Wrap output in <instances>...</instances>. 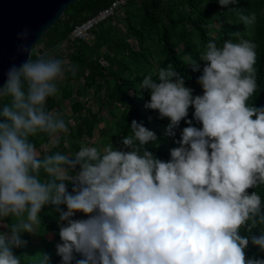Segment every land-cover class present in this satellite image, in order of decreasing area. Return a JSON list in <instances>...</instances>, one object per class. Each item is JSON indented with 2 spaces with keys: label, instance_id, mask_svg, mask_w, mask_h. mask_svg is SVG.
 <instances>
[{
  "label": "clouds",
  "instance_id": "clouds-1",
  "mask_svg": "<svg viewBox=\"0 0 264 264\" xmlns=\"http://www.w3.org/2000/svg\"><path fill=\"white\" fill-rule=\"evenodd\" d=\"M236 2L218 0L223 7ZM239 19L250 28L257 17ZM31 35L28 28L17 33L25 59L9 65L0 87V103L11 98L0 110V220L15 219L10 234L0 233V264H24L13 248L27 245L22 233L38 232L48 204L60 212L62 243L56 249L62 264H264L246 259L249 239L239 234L264 226L260 195L247 193L264 185V108L247 103L258 87L255 42L240 32L222 46L209 40L199 51L202 95L193 96L171 63L159 70V82L144 76L140 87L151 96L145 107L170 119L168 134L190 107L202 124L188 120L171 159L162 161L144 147L156 134L136 120L132 134L122 138L130 150L109 144L102 151L81 146L71 155L42 156L30 137L51 140L69 132L70 122L50 111L48 101L78 66L52 52L37 55L27 43ZM65 165L79 171L68 176ZM42 170L49 179L41 178ZM66 179L73 182L71 192ZM77 212L87 218L73 219ZM251 243L264 251V234L253 235ZM36 257L37 264H50L48 255Z\"/></svg>",
  "mask_w": 264,
  "mask_h": 264
},
{
  "label": "trees",
  "instance_id": "trees-1",
  "mask_svg": "<svg viewBox=\"0 0 264 264\" xmlns=\"http://www.w3.org/2000/svg\"><path fill=\"white\" fill-rule=\"evenodd\" d=\"M113 1L81 0L70 6L56 25L39 41L35 52L37 55L52 52L64 59L63 52L66 48L65 57L70 59L68 63L78 66L75 76L68 73L65 78L66 83L58 84L63 99L71 98L74 93L80 97L86 96L90 89L95 93H101L104 89V81L109 83V91L104 96L102 106L112 105L121 110L120 115L113 114L119 128V132L111 137L112 140L117 141V144L113 145L114 149L130 150L122 144V138L132 134L131 122L136 120L157 136L156 141L149 142L144 147L156 158L169 161L170 149L179 146L175 141L181 139L183 129L189 126L187 121L192 120V126L198 128H202V124L194 119L195 109L190 107L188 116L180 122L178 128L173 130V134H168L170 119L160 118L158 110L145 107L151 96L150 90L140 87L144 76L151 74L153 80L159 82L157 76L159 70L171 63L175 71L185 80V86L193 89V96L202 95V86L197 81L202 75L204 62L199 58V51L203 50L209 40L222 46L223 41L230 39L231 34L235 32H240L244 38L251 39L257 45L255 67L258 87L247 103L249 106L264 108V0H237L235 4L227 7L221 6L218 0H129L121 8L125 11V16L121 20L125 34L112 25L115 15L95 29L96 38L91 43L84 40L69 43V35L77 25L87 21ZM251 13L256 14L257 20L253 26L246 28L239 17L241 14ZM131 40L136 41V44ZM69 44H72L73 51L68 50ZM41 45L43 48L39 49ZM188 56L200 64V71L193 70L186 58ZM80 81H83L84 87L75 88L72 83ZM10 103L11 98H5L0 103V110L4 106H10ZM90 104L89 100L86 103L77 100L72 104V118L81 121L77 127L86 129L88 136H92L99 122L101 110L94 112ZM48 107L50 111L61 113V99L57 96L49 98ZM0 120H3L2 116ZM66 121H69V118ZM68 126L73 130L72 125ZM30 140L40 149L49 145L52 139L38 136L30 137ZM57 141L59 143L56 142L47 155H55L64 148L65 136H61ZM79 149L80 147L76 148L77 151ZM66 169L69 176H75L79 171L78 168L73 170L68 166ZM41 178L50 177L42 170ZM63 182L68 187L73 186L70 180ZM253 192L260 195L261 211L264 214V185L247 190L249 195ZM59 207L67 211L66 205ZM56 209L57 206L52 204L42 208L39 214L41 227L37 232L38 243H32L31 234L27 232L21 234L27 245L13 248V252L17 257L22 258L24 264H37L39 259V257L35 260L30 258L27 252L29 246L36 248L38 255H48L50 264H62V257L57 254L56 249V245L62 243L59 235L60 215L56 213ZM14 222L13 217L0 220V223L6 225V228L0 229V233L10 234V225ZM239 234L249 239V245L245 249L246 259H264V251L251 243L253 235L264 234V226H258L251 232L241 228ZM77 257L79 258L78 254Z\"/></svg>",
  "mask_w": 264,
  "mask_h": 264
},
{
  "label": "rangeland",
  "instance_id": "rangeland-1",
  "mask_svg": "<svg viewBox=\"0 0 264 264\" xmlns=\"http://www.w3.org/2000/svg\"><path fill=\"white\" fill-rule=\"evenodd\" d=\"M124 16H125V11L121 10L115 16L112 22V25L119 28L123 34H125V31H124L123 23L121 20L124 18ZM131 42L133 44H136V41L134 40H131ZM41 48H43V45L39 47V49ZM67 48L68 50L73 51L72 44H69ZM66 51L67 49L65 48L63 52L64 60L69 62L70 61L69 57H65ZM105 65L107 66L106 63ZM60 82L62 85L66 83L65 79ZM72 84L75 88L84 87L83 81L73 82ZM108 88H109V83L107 81H104V89L101 93H95L94 90L90 89L88 90L86 96L80 97L77 95V93H74L71 98H67V99H63L62 91L61 90L59 91L57 98L61 99V113L63 114L65 120L69 118L68 122H70L69 124L73 126V130L69 128V132L67 134H64V133L57 134L55 137L52 138L49 145L43 146L42 148L38 149L41 152L42 156L47 155L50 152V150L56 144L58 138H60L61 136H65L66 138L64 148L60 150V153L62 154H70V155L74 154L77 151L76 148L81 147V146H95V147H98L102 151L109 144H112V146L117 144L116 140L114 141L111 139L113 134H117L119 132V128L117 127V124H116V118L114 117L113 114L120 115L121 110L116 109L112 105L102 106L104 99H105L104 96H106L107 92L109 91ZM77 100H79L82 103H86L89 100L91 102L90 106L94 112H97L99 111V109H101L99 112V122L95 126L92 136H88V134L86 133V129L77 127L81 123L80 120L75 121L72 118L73 117L72 104ZM64 167L66 168L67 165H65ZM66 180H69V179H66ZM70 181L72 182V180ZM66 187L68 191L72 190L73 188V186L72 187L66 186ZM60 208L63 209L62 207ZM56 213L60 215V212L57 209H56ZM83 216H85V214L83 215L76 214L74 218L83 219L84 218ZM4 228H6V225L4 223H0V229H4ZM38 238L39 237L37 233L31 234L30 239L33 244L38 243ZM27 252L30 258L38 255V250L34 248L33 246H29ZM36 258H32V259L35 260Z\"/></svg>",
  "mask_w": 264,
  "mask_h": 264
},
{
  "label": "water",
  "instance_id": "water-1",
  "mask_svg": "<svg viewBox=\"0 0 264 264\" xmlns=\"http://www.w3.org/2000/svg\"><path fill=\"white\" fill-rule=\"evenodd\" d=\"M81 0H0V87L6 80L10 64H19L21 41L17 33L28 28L32 33L27 43L37 46L43 36L56 25L66 10Z\"/></svg>",
  "mask_w": 264,
  "mask_h": 264
},
{
  "label": "built area",
  "instance_id": "built-area-1",
  "mask_svg": "<svg viewBox=\"0 0 264 264\" xmlns=\"http://www.w3.org/2000/svg\"><path fill=\"white\" fill-rule=\"evenodd\" d=\"M129 0H114L109 6L99 10L87 21L77 25L69 35V43L84 40L92 42L95 40V29L105 21L113 18Z\"/></svg>",
  "mask_w": 264,
  "mask_h": 264
}]
</instances>
